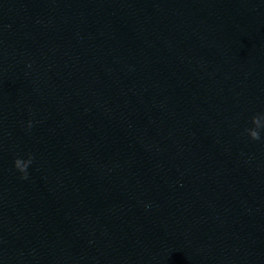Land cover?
I'll list each match as a JSON object with an SVG mask.
<instances>
[{
    "label": "water",
    "instance_id": "water-1",
    "mask_svg": "<svg viewBox=\"0 0 264 264\" xmlns=\"http://www.w3.org/2000/svg\"><path fill=\"white\" fill-rule=\"evenodd\" d=\"M0 264H264V0H0Z\"/></svg>",
    "mask_w": 264,
    "mask_h": 264
}]
</instances>
